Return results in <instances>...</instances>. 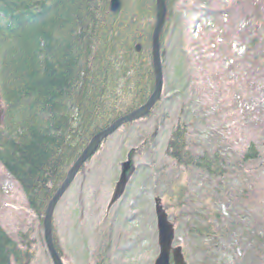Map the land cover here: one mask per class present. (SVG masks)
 Instances as JSON below:
<instances>
[{
	"label": "rangeland",
	"instance_id": "obj_1",
	"mask_svg": "<svg viewBox=\"0 0 264 264\" xmlns=\"http://www.w3.org/2000/svg\"><path fill=\"white\" fill-rule=\"evenodd\" d=\"M133 2L143 14V0ZM172 9L159 39L157 104L101 142L54 207L51 238L62 264H153L155 199L186 264H264V0H180ZM181 123L190 155L226 157L222 178L171 158L166 146ZM250 144L260 156L241 162ZM0 228L20 264H52L40 217L1 164ZM249 232L260 240L250 242Z\"/></svg>",
	"mask_w": 264,
	"mask_h": 264
},
{
	"label": "trees",
	"instance_id": "obj_2",
	"mask_svg": "<svg viewBox=\"0 0 264 264\" xmlns=\"http://www.w3.org/2000/svg\"><path fill=\"white\" fill-rule=\"evenodd\" d=\"M179 1L166 0L167 15ZM120 2L115 13L109 0H0V164L41 224L91 138L143 106L153 93L155 0H143V14L136 12L138 2ZM177 72L182 73L179 64ZM185 125L177 124L170 135L171 158L222 178L226 157L190 155ZM259 156L250 144L240 160ZM248 235L250 242L260 240ZM20 254L0 228V264H20Z\"/></svg>",
	"mask_w": 264,
	"mask_h": 264
},
{
	"label": "water",
	"instance_id": "obj_3",
	"mask_svg": "<svg viewBox=\"0 0 264 264\" xmlns=\"http://www.w3.org/2000/svg\"><path fill=\"white\" fill-rule=\"evenodd\" d=\"M118 0H112L109 4L110 12H115L119 7ZM155 25L152 32L151 37V59L152 66L154 71V80L155 87L152 95L149 97L147 102L136 109L135 111L123 116L122 118L116 120L109 127L102 130L98 134L94 135L90 140L87 147L81 152L80 156L73 163L69 171L67 172L63 183L60 188L54 194L50 202L48 203L46 210L44 212L43 217V237L44 243L47 248V252L51 259L52 264H62L61 260L53 247L52 238H51V216L54 210V207L59 200V198L63 195V193L68 189L71 180L79 171L81 166L90 158V156L97 150L100 143L105 140L107 137L113 134V132L128 123L134 122L146 116L149 111L153 108L155 103L159 100L161 89H162V76H161V66H160V47H159V39L160 34L165 22L167 10H166V0H155ZM138 49V48H137ZM130 168V163L127 162L123 165L120 175V185L125 184V176ZM155 205V213L157 218V229H158V248L159 254L155 259L154 264H185L181 250L179 248L172 249L171 245L173 242V229L172 226L166 221V217L162 212L159 200H154Z\"/></svg>",
	"mask_w": 264,
	"mask_h": 264
},
{
	"label": "bare ground",
	"instance_id": "obj_4",
	"mask_svg": "<svg viewBox=\"0 0 264 264\" xmlns=\"http://www.w3.org/2000/svg\"><path fill=\"white\" fill-rule=\"evenodd\" d=\"M154 87H155V80H154ZM163 87V86H162ZM153 90H154V88H153ZM131 113V112H130ZM129 114V113H128Z\"/></svg>",
	"mask_w": 264,
	"mask_h": 264
}]
</instances>
